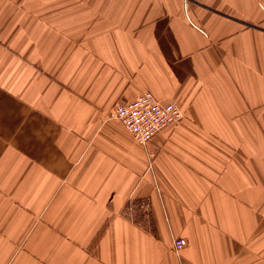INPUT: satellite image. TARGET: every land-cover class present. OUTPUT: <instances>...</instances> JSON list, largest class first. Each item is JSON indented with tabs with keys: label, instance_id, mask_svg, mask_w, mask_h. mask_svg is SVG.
I'll use <instances>...</instances> for the list:
<instances>
[{
	"label": "crops",
	"instance_id": "1",
	"mask_svg": "<svg viewBox=\"0 0 264 264\" xmlns=\"http://www.w3.org/2000/svg\"><path fill=\"white\" fill-rule=\"evenodd\" d=\"M0 264H264V0H0Z\"/></svg>",
	"mask_w": 264,
	"mask_h": 264
},
{
	"label": "built area",
	"instance_id": "2",
	"mask_svg": "<svg viewBox=\"0 0 264 264\" xmlns=\"http://www.w3.org/2000/svg\"><path fill=\"white\" fill-rule=\"evenodd\" d=\"M109 116L122 122L140 144L146 145L165 127L180 122L185 113L177 103L162 102L152 92L144 91L132 100L119 101ZM186 244L183 237L173 240L176 251Z\"/></svg>",
	"mask_w": 264,
	"mask_h": 264
},
{
	"label": "rangeland",
	"instance_id": "3",
	"mask_svg": "<svg viewBox=\"0 0 264 264\" xmlns=\"http://www.w3.org/2000/svg\"><path fill=\"white\" fill-rule=\"evenodd\" d=\"M108 116H109V112H108ZM109 117H110V116H109ZM183 118H184V117H183ZM183 118H182V119H183ZM182 119H181V120H182Z\"/></svg>",
	"mask_w": 264,
	"mask_h": 264
}]
</instances>
